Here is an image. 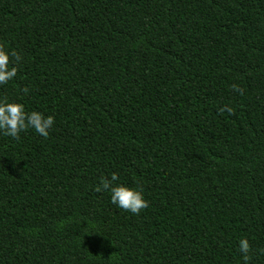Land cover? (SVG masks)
<instances>
[{
    "label": "trees",
    "instance_id": "1",
    "mask_svg": "<svg viewBox=\"0 0 264 264\" xmlns=\"http://www.w3.org/2000/svg\"><path fill=\"white\" fill-rule=\"evenodd\" d=\"M0 44L55 120L0 132V264H264V0H0Z\"/></svg>",
    "mask_w": 264,
    "mask_h": 264
},
{
    "label": "clouds",
    "instance_id": "2",
    "mask_svg": "<svg viewBox=\"0 0 264 264\" xmlns=\"http://www.w3.org/2000/svg\"><path fill=\"white\" fill-rule=\"evenodd\" d=\"M22 57L13 50L11 53L5 50L4 46L0 44V85L7 84L13 80L18 72V68L14 62L21 61ZM12 65V66H10ZM232 90L242 94L243 90L239 85L233 84ZM30 89L24 87L21 89L25 95ZM228 111L233 112V109L225 106L218 109L219 112ZM55 120L51 115L44 116L40 112L32 111L26 112L22 103L9 102L7 98L0 100V132L5 136L12 137L19 140L20 133L34 129L36 133L45 139L49 136V130L54 125ZM119 179L116 173L111 175V178H101L100 184L96 187L97 192L107 191L110 193V202L124 211L131 212L133 215H139L142 210L146 209L148 201L144 198L143 189H133L124 185L113 186V182ZM239 251L241 253L244 264H249L251 260L250 253L252 247L247 238L239 241ZM264 254V249L258 250Z\"/></svg>",
    "mask_w": 264,
    "mask_h": 264
}]
</instances>
